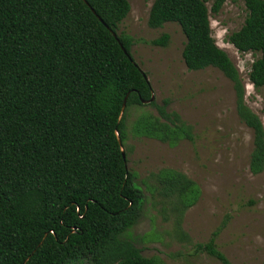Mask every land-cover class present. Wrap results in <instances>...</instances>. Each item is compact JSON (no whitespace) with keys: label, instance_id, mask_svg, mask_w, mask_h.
Returning <instances> with one entry per match:
<instances>
[{"label":"trees","instance_id":"trees-1","mask_svg":"<svg viewBox=\"0 0 264 264\" xmlns=\"http://www.w3.org/2000/svg\"><path fill=\"white\" fill-rule=\"evenodd\" d=\"M86 1L0 0V264H159L121 238L144 203L119 144L121 139L125 148L127 141L122 107L127 96L126 110L153 95L131 54L132 37L118 34L131 4ZM228 1L245 4V22L229 42L240 53L260 55L249 80L261 91L264 0H155L148 25L178 24L187 68L213 67L233 83L237 113L254 133L250 170L259 175L264 125L246 104L238 68L212 33L211 16ZM169 40L164 34L150 44L166 47ZM169 104L150 103L159 118L139 124L138 131L171 146L193 140ZM159 181L164 197L187 207L183 198L195 190L192 180L164 170ZM221 230L197 251L231 264L216 243Z\"/></svg>","mask_w":264,"mask_h":264},{"label":"rangeland","instance_id":"rangeland-1","mask_svg":"<svg viewBox=\"0 0 264 264\" xmlns=\"http://www.w3.org/2000/svg\"><path fill=\"white\" fill-rule=\"evenodd\" d=\"M131 11L118 34L133 39L131 54L146 73L155 103L169 100L168 112L178 113L192 131L193 140L171 146L138 131L139 124L159 118L150 104L126 110L128 169L144 192L142 214L123 235L159 264H221L197 245L209 242L222 227L217 245L231 264H264V172L250 170L254 133L237 113L233 83L218 69L190 71L183 59L186 37L176 23L159 29L148 25L155 0H129ZM211 6V3L208 4ZM247 16L244 2L228 1L211 16L213 37L238 68L245 86L246 104L264 125V89L250 83L252 64L260 55L243 54L229 42ZM170 36L166 47L151 41ZM174 170L196 184L183 198L161 194L160 173ZM189 200L192 204L190 205ZM181 201V200H180Z\"/></svg>","mask_w":264,"mask_h":264},{"label":"water","instance_id":"water-1","mask_svg":"<svg viewBox=\"0 0 264 264\" xmlns=\"http://www.w3.org/2000/svg\"><path fill=\"white\" fill-rule=\"evenodd\" d=\"M83 1H84L86 4H88L86 0H83ZM93 12H94V10H93ZM94 13H95V12H94ZM112 33H113L114 37L117 39V41L119 42V44H120L122 50L124 51V53H125L126 55H129L128 52H127V50L123 47V45H122L121 42L119 41V39H118V37H117V34H116L115 32H112ZM129 57H130V56H129ZM131 59H132V58H131ZM132 61H133V59H132ZM142 72H143V71H142ZM143 75H144L145 79L149 82L148 77H147V75L145 74V72H143ZM149 83H150V82H149ZM127 101H128V96L125 98V101H124V104H123V107H122V112H121V117H120V118H122V116H123L124 113H125V110H126V107H127ZM154 101H155V97H154V95H152V97H151L150 100H143L142 102H143L144 104H150V103H152V102H154ZM119 144L121 145V148H122L121 151H122L123 157H124V159H125V161H126V164H127V166H128L127 155H126V152H125V149H124V146H123V142H122L121 139L119 140Z\"/></svg>","mask_w":264,"mask_h":264}]
</instances>
